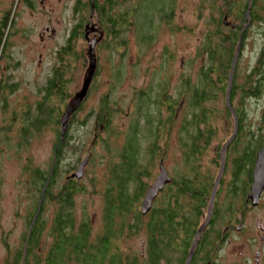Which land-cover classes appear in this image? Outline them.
I'll list each match as a JSON object with an SVG mask.
<instances>
[{"label": "rangeland", "instance_id": "374dc122", "mask_svg": "<svg viewBox=\"0 0 264 264\" xmlns=\"http://www.w3.org/2000/svg\"><path fill=\"white\" fill-rule=\"evenodd\" d=\"M96 1L101 4L105 2L110 8L113 6L114 8L109 10L113 17L128 12L131 22L129 25L132 26L134 21L132 31H123L116 40L110 41L107 37L108 28L102 25L96 13L92 10L76 13L74 6L77 0H0V33L2 18L11 12L12 19V26L4 30L7 39L5 50L1 51L0 56V264H4L7 256L11 257L12 253L24 244L23 236L28 232V224L32 220L29 216L36 206V197L39 196L37 188L30 184V173L32 169L45 173L52 165V148L58 142V136L60 138V117L57 124L48 123L39 133L32 131L27 139L21 138L20 131L24 129L26 119L29 121L38 116L36 108L38 103L44 100L43 90L52 77L53 70L59 69L63 62H70L71 59L61 57L63 50L68 49L67 43L69 38L72 39L74 28L77 26H80L76 32L79 34L75 45L77 60L69 64L68 77L71 87L68 89L69 100L61 106L63 113L66 107L74 102V95L80 92L83 81L91 72L88 58L90 45L85 41V36L92 40L100 39L103 33L105 35L94 51L99 74L92 79L87 98L80 103L79 112L71 120L70 115L67 121L68 128L64 133L67 141L57 168L55 192L89 156L83 177L77 180L83 192L75 199L76 212L79 217L84 213L92 216L93 232L102 230V192L106 189L109 160L117 163V155L122 151L126 133L135 118L139 116L140 125L145 123L142 115L144 111L138 109L139 94L143 91L151 97V103L149 101L147 104L149 113H157L160 110L155 104L156 99L165 100L169 97L166 103L173 105L172 113L176 112L177 120L169 131L170 136H162L158 142L162 150L153 155L152 164L147 153L151 137L145 127L141 129L139 140L144 150L141 160L149 162L151 173V178L147 181L148 189L160 174L162 164L163 169L169 173V184L181 176H187L209 186L206 207L198 223L207 213L210 192L220 171V149L233 135L235 121L232 116L222 112L226 107V94H220L217 102L209 104L210 107L218 108L221 115L209 125L216 129L218 134L211 138L210 145L201 146V153L194 157L196 159L190 162L184 159L185 149L179 144L178 132L185 115H188V106L185 104L186 95L183 93L181 79L190 77L192 83L198 81L201 59L206 58V55L200 57L198 54V45L202 43L206 33L215 30V22L221 11H217L216 7L223 3H216L215 7H212L208 0H174V18L167 24L161 16L165 17L168 11V0H164L167 6L160 15L155 13L154 8L157 3L158 6L163 4L161 0ZM236 1L238 6L226 20L233 26H242V13L239 10L248 5L249 0ZM225 5L227 4H224L223 10L226 9ZM256 6L259 7L261 17L257 21L250 18L249 29L246 31L238 59L236 78L240 85L249 80V73L257 66V76L264 77V62L257 64L262 55L264 60V0H257ZM138 17H141L140 21L137 20ZM141 19L144 23H141ZM139 25L143 26L145 35L151 37V44L143 45L137 40L144 36L140 30L142 26L140 28ZM227 28L225 26V30ZM250 79L255 81V77ZM75 101L77 102V99ZM105 101L112 112V125L109 128L112 136L105 140L106 144L102 141L107 137L103 131L104 125L96 121L102 114L101 109ZM52 104L54 106L55 103ZM234 104L238 106L244 121L238 144L226 154V171L218 189L220 199L217 201V230L222 231L225 225L230 223L235 229L240 220L243 221L244 230L233 232L235 238L232 244L230 242L223 246L218 264H231L230 260L235 261L243 255L254 256L258 246L262 247L264 259V240L261 239V235H264V208L248 209L239 215L238 193L245 184V175L248 174L250 166H244V173L242 171L237 174L236 169L237 162L244 158L242 155L246 151L250 153L256 149L259 141L264 140V86L256 97L241 99L238 96ZM72 108L73 106L68 109L69 114ZM161 115L164 120L168 117L166 107H161ZM231 186L234 188L233 196L238 198L234 200L233 210L229 213L226 201ZM170 187L171 184L165 191L159 192L157 200L151 205L152 209L168 202ZM55 207H48L43 214L44 219L48 220L47 226L53 219ZM138 208L140 209V206ZM149 216L151 217V214L143 218L140 229L133 231L132 236L125 238L121 243L124 251L132 250L141 254V257L145 255L143 242L147 235L146 223ZM257 217L262 222L261 228L256 226L260 222Z\"/></svg>", "mask_w": 264, "mask_h": 264}, {"label": "trees", "instance_id": "16d2710c", "mask_svg": "<svg viewBox=\"0 0 264 264\" xmlns=\"http://www.w3.org/2000/svg\"><path fill=\"white\" fill-rule=\"evenodd\" d=\"M92 1L95 6L93 12L99 16L102 25L108 28L109 33H107V37L110 41L116 40L119 33L122 34L123 31H132L134 21L132 26L129 25L131 22L127 15L128 12L121 16L118 14L113 17L109 10L111 11L114 7L111 6L110 8L104 3L100 5L96 0H77L76 6H74L77 11L76 13L85 12L86 10L91 11ZM208 1L212 3V7H215L216 3L223 4L216 7L217 11H221L218 13L220 16L215 22V30L206 33L202 39V43L198 45V54L200 57L206 55V58L201 59V70L197 74L198 81L196 83H192L190 77L181 79L183 93L186 95L185 104L188 106V115H185V120L178 133L180 136L179 144L185 149L183 158L188 162L196 159L194 157L201 153V146L210 145L211 138L218 134V131L209 125L221 115L218 108L214 106L210 107L209 104L217 102L220 94L227 95L228 75L232 67L235 48L237 43H239V37H241L244 43L246 31L249 29V19H246L248 5H244L239 10L242 13V26H235L233 28L226 18L233 14L232 12L235 7L238 6L237 1ZM161 3L163 4L159 3L160 6L157 3V6L154 8L155 13L158 15L163 14L167 6L166 1L161 0ZM168 3L169 7L167 13L164 15L165 17L161 16L167 24L174 18L173 10L175 7L174 0H168ZM224 4H227L225 5V10H223ZM256 4L257 0H253L250 8L251 15L249 18H252L253 21H257L261 17L259 7ZM10 13L8 12L2 18L0 52H4L5 50L4 46L7 37L4 35V30L12 26ZM132 17H134V10H132ZM140 18L138 17L137 20L140 21ZM141 23H144V21L142 20ZM245 25L247 26L246 28ZM141 26L139 25L140 28ZM225 26L228 27L226 30ZM77 28L79 29L80 26L74 28L75 31L71 37L72 39L69 38V41L67 40L68 49L63 50V56L61 57V59L71 60L68 63L63 62L59 69L55 68L53 70L52 77L49 78L45 90H43L44 95L42 99L44 100L39 102L36 108L38 116L29 121L26 119L24 129L20 131L22 139H27L32 131L39 133L48 123L55 122L57 124L59 122L58 117H60L61 121L62 116L66 112L65 109L63 113L61 106L69 100L68 89L71 87V80L68 77V68L72 61L77 60L75 59L77 57L75 52L76 38L79 35L76 33ZM140 30L144 33L143 26ZM145 34L146 32L141 39L137 38V40L143 43V45H149L151 44V37ZM262 56L258 58L257 64L264 62ZM258 69L259 66L252 69L251 73H249V80L245 84L240 85L236 78L238 70L237 61V69L235 70L234 81L231 86L230 104H232L239 122L238 134L232 141L231 148L236 146L240 140L242 122L244 121L238 106L234 102L238 96L242 99L245 97H256L259 94L263 86V79L257 76ZM93 76L96 75L94 74ZM250 77H255V81L252 82ZM139 95L138 109L141 112L144 111L142 115L145 123L140 125L139 116L135 118L132 126L127 131L128 135L126 133L122 151L117 155V163L109 160L110 165L107 167L108 179L106 180V189L102 192L104 201L101 211L102 230L93 232L92 216L87 213L82 214L80 217L77 215V202L75 199L79 193L83 192V189L78 185V179H73L69 176L57 192L54 190L58 179L57 168H59V161L62 158V154H64V146H66L65 142L67 141L65 134L63 136L60 135V138L58 136V142L52 148L54 155H52L51 160L55 157L54 164L51 161L52 165H50V168L45 173L38 169H32L33 171L30 173V184L34 188H37L39 196L36 197V206L29 216L32 220L29 221L28 232L23 236L24 244L22 247L16 249L11 257L8 255L4 264H164L165 255L174 252L173 249L178 245V241L181 238L178 237L180 230H184L182 241L186 250L188 238L190 236L193 237V232L199 225L198 221L203 214V209L206 207L208 198L207 188H209V186L200 184L187 176L175 179L171 184V190H169V201L161 207L151 210V217H148L146 223L147 235L143 247L145 255L141 257L139 253L132 250H128L127 252L121 247V243L125 238L129 239L128 237L132 236L133 231L140 229L143 218L148 216V214L143 215L138 208L144 200L146 191H148L147 181L151 178L149 162L145 163L141 160V155L144 152L141 140H139L141 138V129L145 127L147 134H150L151 137L147 145V153H149V160H151L152 164L153 155L162 150L158 142L162 136L163 138L170 136L169 131L177 122L176 112L172 113L174 109L173 105L166 103L169 97H166L165 100L156 99L155 104L160 110L157 113H149L147 104L149 101L151 103V97L143 91ZM106 101L104 107L101 109L102 114L96 120L97 123L99 122L104 125L103 131L107 137L102 141L105 144V140L109 139V136H112L109 132V128L112 125V112ZM52 103H55L54 106ZM161 107L167 108L168 117L165 120L161 117ZM215 109H217V112H215ZM222 112H225V115L229 117L232 116L227 105ZM74 115L76 113L70 116V120ZM252 161V156L241 158L236 165L237 174L241 173L244 166L251 164ZM247 172H251V169L247 170ZM40 201L41 207L37 213ZM53 205L56 206L53 212V219L50 220L49 226H47L48 220L44 219L43 214L48 207ZM165 208H167L169 214L164 212ZM35 216L37 219L34 221ZM166 217L168 218L167 234L170 238L168 244L163 243V229L165 225L162 221ZM32 221H34L33 225ZM24 249L25 259L23 260ZM168 259V261H172L173 263V255L169 254ZM183 259L184 257L181 259V262H183ZM172 263L169 262V264Z\"/></svg>", "mask_w": 264, "mask_h": 264}, {"label": "flooded vegetation", "instance_id": "af4514ba", "mask_svg": "<svg viewBox=\"0 0 264 264\" xmlns=\"http://www.w3.org/2000/svg\"><path fill=\"white\" fill-rule=\"evenodd\" d=\"M99 4L102 5L101 3H99ZM104 4H105V2H104ZM250 15H251V12H250ZM247 19H249V21L251 20L250 18H247ZM104 35H105V33L101 34L100 39H94L93 38L92 40H89L85 36V41H87V43L88 42L92 43L93 41L97 40V43L95 44V48H94V51H95L96 47L98 46L97 44L101 41V39H102V37ZM68 38H69V36H68ZM97 64H98V61L96 60L95 69H94V71L96 72L95 75L99 74ZM94 77L95 76H93V78ZM261 78L264 80V77H261ZM263 86H264V84H263ZM75 96H76V94L73 97L74 98V102H76L75 101ZM74 102L71 103L70 106H74ZM81 104H82V102H81ZM79 109H80V106L75 110L74 113H78ZM259 142L260 143H259L258 147H256V149L251 150L250 153L248 151H246L245 154L242 155L243 157L252 156L253 161H252L251 164H249L250 167L248 166L249 169H251V172H249L250 174L248 173L249 175L248 174L245 175V181H244L245 184L243 183L244 185L241 188V191H239V193H238L240 195V199L238 200L239 206L237 207V209H239V215H241L242 213H244L248 209H262V208H264V201H263V199H264V190L261 192V194H260L261 196L258 199L256 205H253V203H252V201L250 199V195H249L250 194V187H252V185L254 183L253 182V174H254V170H255L254 169L255 162H256V160L258 158L257 154L264 148V140H261ZM230 148L231 147H229L227 149L226 154H228ZM226 162H225V168H226ZM233 176L235 177V175H233ZM222 177H223V175H222ZM221 180H222V178H221ZM221 180H220L219 188L222 185ZM236 180H237V176H236ZM170 184H172V182ZM170 184L169 183L166 184L164 190H162L160 193L165 191L169 187ZM218 189H217L216 201H214V206H213V210L214 211L211 214V217L209 219L208 225L205 226V228L203 229L202 233L200 234V238L197 241V244H196V246L194 248L195 251H194V253L191 256V259H190V262H189L190 264H218L220 262L219 261L220 252L223 251V246H225V244L230 243V242L232 244V241L235 238V235H233V232L234 233L236 231L237 232H242L244 230L243 221L240 220L239 224L235 226V229L232 228V226H231L232 223H230V224H226L224 229L222 231L218 232V230H217V227H218V225H217L218 224V222H217V213H218L219 209H218L217 201H219V199H220ZM160 193H158V196H159ZM233 194H234V188L231 186L228 189V194H227L228 197H227V201H226V209L229 210L228 211L229 213L233 210V202H234V200L236 198H238V197H234ZM210 195H211V192H210ZM230 195H232V196H230ZM210 199H211V197H210ZM156 200H157V198H156ZM207 207H208V205H207ZM151 210H152V208L150 209L148 215L151 214ZM164 212L166 214H169V211H167V208L164 209ZM207 212H208V210H207ZM263 214H264V212H263ZM205 215H206V213H205ZM204 219H205V216H204L203 220ZM259 219L260 218L257 217V221H260ZM167 221H168L167 217L164 218V220L162 221L164 223V225H165V228L163 229V238H164L163 243H166V244H168V242L170 241V238L168 237V234H167V228H168ZM202 221L199 222V225L195 228V230L193 232V235H192L193 237L190 236V238H188V246H186V250L187 251L185 250L184 242L182 241L183 238H184V235H183L184 234V230H180L178 232V237L179 238L181 237L180 240L178 241V245L175 246L176 248L173 249L174 252L167 253L165 255V259H164V262H163L164 264H169V262L172 263V261H168L169 260L168 259L169 254L173 255V258H174L172 264H186L185 261H186V258L188 256V253H190V248H191V245L193 243V240L196 237L195 234H196L197 228L202 224ZM256 226H257V228L258 227L261 228V226H263L262 222L260 221ZM261 239L264 240V235H261ZM143 244L145 245V241L143 242ZM239 254L241 255V253H239ZM262 256H263L262 247L258 246V250L255 251L254 256L248 255V256L245 257V255H243L241 258H239V259H237L235 261H232V260H230V261H231V264H264V259H263ZM183 257H184L183 262H181V259Z\"/></svg>", "mask_w": 264, "mask_h": 264}, {"label": "water", "instance_id": "95a60500", "mask_svg": "<svg viewBox=\"0 0 264 264\" xmlns=\"http://www.w3.org/2000/svg\"><path fill=\"white\" fill-rule=\"evenodd\" d=\"M252 2H253V0H249V4L247 7V11H246L247 12L246 19L249 18V16H250V8H251ZM91 6L93 9H95L93 1L91 3ZM93 9H92V11H93ZM232 27L235 28V26H233V25H232ZM246 27L247 26L245 25V28ZM239 39H240L239 43H237V46L235 48V55L232 59V64H231L232 67H231V70H230L229 75H228L229 81L227 83V90H226L227 95L225 97V105H227V108H228L229 112L231 113V115L235 121L234 122V129H233L234 133L225 142V145L222 147V149H220V153H219V157L221 158V162L219 163V170L220 171L214 180V186L211 190V195H210L211 199H210V201L208 203V207H207L208 212L206 213L205 219L202 221V224L197 228V231L195 234L196 237L193 240V243H192L191 248H190V253H188V256H187L186 261H185L186 264H190L189 262H190L192 254L195 251L194 248L197 244V241L200 238V234L202 233L205 226L208 225L211 214L214 211L213 206H214V201H216V197H217L216 196L217 195V189L220 186V180L222 178V175H224V172H225V170H224L225 169V162L227 161L226 151L230 147L235 136L238 134V122H239V120H238V117L236 116V113L233 110L234 108H233L232 104H230V96H231V92H232L231 86H232V83L234 81L233 76H234L235 70L237 69V61H238L239 56L241 55V52H240L241 51V44L243 43V40L241 39V37H239ZM96 43H97V40L93 41L92 43L88 42V45H90V49H88V58L90 59L89 66L91 68V72H90V75H88L87 79H85L83 81L82 89L75 96V98L77 99V102L74 103V106L72 108V112H70V114H69L68 109H70L71 106H68L65 110L66 111L65 114L61 118V121H60V125H61L60 135L61 136L64 135L66 128H68L67 121L69 119V116L75 112V110L79 107L80 103L83 102V100L86 98V94L88 92V89L91 86L90 83L92 81V76L95 74L94 69H95L96 58L94 55V48H95ZM66 115H67V117H66ZM65 117H66V119L64 121ZM257 156H258V158L255 162V166H254L255 170H254V174H253V182L254 183H253L252 187H250V194H249L253 205L257 204V201L261 196L260 194L264 190V148L257 154ZM89 159H90V157L87 156L81 162L80 166L77 167V170L73 174L70 175V178L81 179L83 177L82 176L83 170H84L85 166L88 165ZM54 161H55V157L52 160L53 164H54ZM159 173L160 174L158 175V177H156L155 181L150 185V188L148 189V191H146L144 198H143L144 200L140 205V212L143 215H147L149 213V211L151 209V205L156 200L158 193L164 189L165 184L170 182L169 173L165 169H163L162 164L160 165ZM40 207H41V201L39 202V207H38L37 213L39 212ZM36 219H37V217L35 216L34 221ZM34 221H32V225L34 224ZM30 231H31V227H30ZM24 259H25V249H24V254H23V260Z\"/></svg>", "mask_w": 264, "mask_h": 264}]
</instances>
